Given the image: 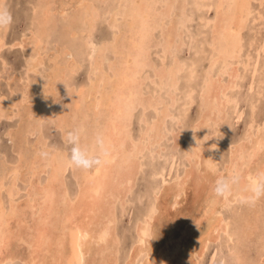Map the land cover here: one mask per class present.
<instances>
[{"label": "bare ground", "instance_id": "6f19581e", "mask_svg": "<svg viewBox=\"0 0 264 264\" xmlns=\"http://www.w3.org/2000/svg\"><path fill=\"white\" fill-rule=\"evenodd\" d=\"M73 1L80 9L68 21L67 30L75 38V49L90 59L95 76L89 85L65 93L63 109L53 116L48 95L54 93L57 79L68 80V74L77 69L73 60L60 65L54 59L47 89L38 79L28 78L24 84L23 95L35 88L44 101L28 111L35 116L34 124L13 134L23 142L24 136L41 130L47 119L63 131L72 124L83 125L82 143L91 146L94 134L101 132L111 146V157L87 172L71 168L77 184L72 191L65 178L68 155L57 148L42 149L46 143L42 137L26 163L30 188L23 204L17 196L22 165L7 169L10 183L5 181V172L0 176V264H13L17 258L13 240L27 245L23 264H121L120 214L131 202L137 175L148 160L145 152L154 162L165 151V138L171 139L173 148L162 164L153 165L156 182L148 187L147 201L132 227L125 264H139L145 256L144 264H205L212 245L207 264H264V199L245 206L238 202L239 189L228 200L211 192L217 177L233 170L242 176L240 188L264 172V110L257 106L264 103V0H114L115 10L108 11L112 37L99 45L92 35L101 17V0ZM35 6L39 11H34L30 28L35 53L28 58V70L39 74L43 60L38 55L50 36L48 23L55 9L52 0ZM66 8L62 1L56 10L63 14ZM3 44L0 36V47ZM107 57L111 61L104 67ZM179 99V113L185 119L172 109ZM195 100L200 101L201 114L190 119L183 142L181 126L188 123V107ZM16 105H10L9 113H16ZM6 106L1 98L0 117L8 114ZM139 107L143 111L151 107L159 116L148 118L144 112L141 123L145 128L134 134L133 115ZM245 109L249 112L245 129L229 140L228 129L243 119ZM168 117L174 122L171 128L166 126ZM42 150L49 152L47 160L38 155ZM22 152L20 156L25 155ZM174 153L179 154L175 178L166 185L165 166ZM42 173H47L44 181ZM187 187L192 188L194 201L203 199L204 209L194 235L185 243L186 231L176 235L164 211L157 210L163 206L159 191L166 209ZM155 226L164 230L169 226L167 242L158 246L157 256Z\"/></svg>", "mask_w": 264, "mask_h": 264}, {"label": "rangeland", "instance_id": "374dc122", "mask_svg": "<svg viewBox=\"0 0 264 264\" xmlns=\"http://www.w3.org/2000/svg\"><path fill=\"white\" fill-rule=\"evenodd\" d=\"M40 1L41 0H3L4 5H2V7H7L11 11L13 15V23L10 27L1 29L3 32L0 34L4 42V44L0 47V97L5 98L8 113L0 117V176H3V173L5 172L7 175L5 181L7 184H9L12 175L11 173L6 172V170H10L16 163H20L22 165L21 172L23 176H20L21 178L17 181V186L20 188L19 194H17V196L21 204H23V202L25 201L28 195V189L30 188V180L28 179V177L30 176H27L26 174V163L31 158L32 152L34 153V148L35 145H37V142L39 143L44 138L46 140V143L42 149L46 147H48L49 149L57 148L68 155V147L63 141V136L67 131L71 130L74 126H76V124H72L71 126L69 125L66 127L65 131H63V129L55 126L54 122L51 119H47L43 121L41 125V130H36L34 133L27 134L26 137H23L24 139H21L23 142H20V138L18 136L16 138L14 134L18 133L19 135L20 132H24V129L28 125L34 124L35 116H29L28 111L32 109V107L36 108L42 101H44L43 97L41 96V93L35 91V88H29L30 90H27L26 94L23 95V91L26 90H24V84L28 83V78H30L31 81H36L38 79L39 83L42 84V87H44V89H47L48 87L46 86L48 82L52 79L51 74H53L55 70V65L53 64L54 59L57 60L60 65L67 63V61L71 62L72 60L76 62L77 69L68 74V80L57 79L55 84L56 86L54 87V93L48 95L47 103H49L48 105L51 109L52 115L56 116V114L63 109L62 102L65 99V93H68L69 91H75V89H77L81 85H89L90 79L94 78L95 76V74H91L90 59L86 55L79 52L78 49H75V38L70 37L71 35L67 30L70 28L68 25V21L73 18L80 9L78 7H74L75 3L73 0H52V6L55 9V14H53L52 16L54 21L51 20L48 23V31L50 32V36L44 40L42 45L43 48L40 49L41 54L38 55L39 57H42L43 60V64L38 68L40 73L38 74L37 72L28 70V58L30 54H33V52L35 53V50H33V48L35 49V47L31 43L32 33L30 32V28L34 26V11L36 10V8L37 10L35 12L39 11V7H36L35 4ZM62 1L65 4V7L68 8H66L67 10H65L63 14L60 12V10H56L61 5ZM98 5L102 6V9L100 10L101 17L100 19H98V23L96 22L97 26L92 35V38L94 39L95 43H97V45L102 43L103 40L110 39L112 37V27L109 26L112 19V15H110L108 11L111 12L112 10H115L116 1L101 0L100 2H98ZM155 38L157 39L158 37L155 36ZM189 49V46H186L185 55L186 53L188 55ZM152 51L156 52L157 49L153 48ZM69 54H71V56H69ZM107 54L110 55L109 53ZM65 55L67 56V58L64 57ZM109 60L110 59H108V57L107 59H104V67L107 66ZM158 60L159 58H157V61ZM244 78L246 80L245 82H247L248 79L246 78V76ZM146 84L148 86L151 85L148 81L146 82ZM145 86L146 85H144V87ZM150 92L152 93V91ZM148 93L149 91H145V94ZM242 96L243 94L241 93L239 95V99ZM162 99L165 100L166 98ZM167 100L168 98L166 99V101ZM180 101L182 100L179 99L178 105L176 103V106L172 109L174 113H178L176 115L179 119H183V117L185 119L186 116L183 115V112L179 113ZM13 102L17 103L16 107H14L16 111L15 114L13 110L12 113H9L12 108L10 105ZM199 102V100H195L190 105V107H188L189 119L186 120L188 123H185V126L183 124L181 126L182 130L180 131V136L182 137L183 142L187 138V131L189 129L190 119L194 121L201 114ZM178 106L179 109L176 108ZM257 106L259 110H264V103H258ZM144 112L147 113L148 118L156 117L157 115L159 116L158 113L156 114V110L151 107H149L145 111H143L142 107H139L133 115L134 134H139V132L145 128V126L141 123V117ZM248 113V110L245 109L243 119L239 123L230 126V129H228L229 133H226V136L229 140H234L235 136L237 134H241V132L245 129ZM167 119L168 120L166 122V126L171 128L174 125V122L171 121L172 119H170V117H168ZM223 123L224 121L222 122V124ZM224 125L227 126V123H225ZM177 130L179 129L177 128ZM172 143L173 142L171 141V139H164L162 145L165 148V151L163 152V155H157V158L154 160V162H151L149 160L148 152H145L148 160L144 163L145 165L137 175V178L135 180L136 186L132 194L130 195L131 202L127 205L126 211L120 214L121 217L118 222V231L122 237L121 247L119 250V259L121 264H125L128 258L126 253L128 246H130L132 242L131 230L139 213L142 212V208L144 207V204L147 201L148 187L152 186V184L156 182L154 177H152L153 165L155 167H158L160 164L163 163L164 158H166L164 155L171 153V151L169 153L168 149L170 148L171 150V148H173ZM228 149L226 150L224 148V154L228 155ZM19 150L21 152L24 151L25 155L20 156ZM174 155L175 156L173 157V159L172 157H169L170 160L165 166V176L168 177L164 183L166 185L173 182L175 178V162L179 154L174 153ZM183 167L184 165L181 164L180 170H182ZM73 171L74 170H72L71 168H68L65 174V178L67 184H69V187H71V190L75 191V187L77 184L76 182H74L75 178L73 177ZM40 176L41 180L44 181L47 177V173H42ZM35 179L36 177L34 176L32 180L34 181ZM161 190H163V188ZM159 194L160 196L158 201L162 202L163 206L160 210H157V213L164 211V216L170 221L171 229L176 235H179V233L181 234L183 230L184 232L186 231L185 235L183 236V241L187 242L194 235V232L199 223L197 221H199V217L202 216L201 214L203 213L204 209L203 199H200L199 202L194 201L193 190L192 188L187 187V189L179 196L178 201L175 204L168 205L165 209L164 197L161 195L162 191H159ZM155 228L156 235L153 236V241L156 245L154 255L157 256L159 254L157 250L158 246H164V243L167 242L166 234L169 231V226L168 229L165 230L159 226H155ZM14 242L15 241L13 240L11 245L13 248L15 247L17 249L18 253L16 254L17 258L14 259L13 264H23L22 258H24L27 254V245L25 243L18 244L19 242L22 243V241H19L18 243ZM213 248L214 245H212V248L207 253L206 259L204 261L205 264H207L208 260H210ZM146 258L147 257L145 256L143 258L144 260H142V262H140L139 264H144ZM5 264H9V262L7 261Z\"/></svg>", "mask_w": 264, "mask_h": 264}, {"label": "clouds", "instance_id": "9594fccd", "mask_svg": "<svg viewBox=\"0 0 264 264\" xmlns=\"http://www.w3.org/2000/svg\"><path fill=\"white\" fill-rule=\"evenodd\" d=\"M13 15L7 7L0 6V29L10 27ZM86 134L83 125H76L67 131L63 141L68 147L67 166L84 172L102 166L111 157V146L107 143L103 133L97 132L93 136L91 146L82 143ZM41 159L47 160L49 152L42 150L38 153ZM242 176L238 170H233L227 176H219L211 188L214 197L228 200L239 189L238 202L245 206H254L264 198V172L257 173L254 180L248 181L240 188Z\"/></svg>", "mask_w": 264, "mask_h": 264}]
</instances>
